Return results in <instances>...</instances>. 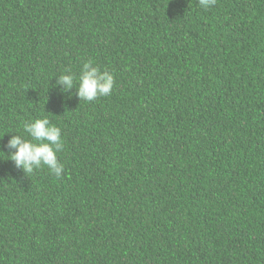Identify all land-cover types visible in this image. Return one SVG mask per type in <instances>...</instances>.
<instances>
[{"label":"trees","instance_id":"obj_1","mask_svg":"<svg viewBox=\"0 0 264 264\" xmlns=\"http://www.w3.org/2000/svg\"><path fill=\"white\" fill-rule=\"evenodd\" d=\"M45 116L60 178L8 157ZM0 151V264H264V0H0Z\"/></svg>","mask_w":264,"mask_h":264},{"label":"clouds","instance_id":"obj_2","mask_svg":"<svg viewBox=\"0 0 264 264\" xmlns=\"http://www.w3.org/2000/svg\"><path fill=\"white\" fill-rule=\"evenodd\" d=\"M215 3L216 0H199V6L204 9L213 7ZM56 85L64 92L76 88V95L80 100L91 102L99 97L111 95L115 76L88 61L83 64L79 75L69 68L64 69V73L56 79ZM23 129L30 139L21 135L12 136L6 145L10 150L9 159L25 174L46 167L50 173L60 178L64 172V165L60 163L57 155L64 148L61 128L45 116L24 123ZM0 154L4 153L0 151Z\"/></svg>","mask_w":264,"mask_h":264}]
</instances>
